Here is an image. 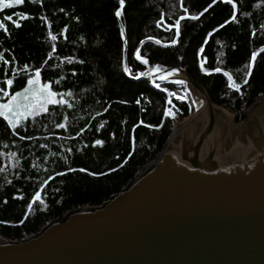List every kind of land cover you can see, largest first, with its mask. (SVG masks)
Returning a JSON list of instances; mask_svg holds the SVG:
<instances>
[{
    "label": "trees",
    "instance_id": "16d2710c",
    "mask_svg": "<svg viewBox=\"0 0 264 264\" xmlns=\"http://www.w3.org/2000/svg\"><path fill=\"white\" fill-rule=\"evenodd\" d=\"M40 3L25 0L0 13V18L11 14L13 19L16 13L28 14L19 29L5 21L10 35L0 30V53L12 61L7 67L0 64V81L7 71L14 81L6 86L11 95L22 91L29 74L39 69L43 84L52 82L53 91L72 93V107L49 105L35 120L23 121L17 134L0 118V240L21 241L73 210L108 202L154 160L176 124L195 112L190 100L180 103L182 114L176 120L166 119L168 92L179 88L166 84V91H161L150 81L126 77L120 22L114 17L116 0H43L42 7ZM126 3V20L121 21L132 76L152 67L184 69L238 121L264 98V0H234L235 9L218 0L207 12L203 10L212 0ZM233 11L235 19L219 27ZM182 16L178 42L172 45L175 21ZM146 40L161 43L141 46ZM135 49L148 65L133 58ZM252 52L257 54L255 62ZM224 72L233 77L239 92L228 86ZM97 139L103 147L93 146ZM37 192L40 199L34 201Z\"/></svg>",
    "mask_w": 264,
    "mask_h": 264
},
{
    "label": "water",
    "instance_id": "95a60500",
    "mask_svg": "<svg viewBox=\"0 0 264 264\" xmlns=\"http://www.w3.org/2000/svg\"><path fill=\"white\" fill-rule=\"evenodd\" d=\"M123 43L130 69L127 32ZM171 69L184 77L125 75L155 89L182 80L197 107L208 102V114L176 126L108 202L73 210L21 241L0 240V264H264V98L238 121L184 69L164 71Z\"/></svg>",
    "mask_w": 264,
    "mask_h": 264
},
{
    "label": "snow or ice",
    "instance_id": "6c2138e0",
    "mask_svg": "<svg viewBox=\"0 0 264 264\" xmlns=\"http://www.w3.org/2000/svg\"><path fill=\"white\" fill-rule=\"evenodd\" d=\"M31 2V0H29ZM218 2V0H212V3L208 5L203 11L207 12L208 8L213 7ZM220 2H223L227 5H230L232 9L236 8V3H234V0H220ZM25 3V0H0V13H3L5 9H12L15 6H22ZM40 6H43V0H41ZM126 10H127V3L126 0H118V8L114 12L115 18H121L124 17L126 20ZM17 19H13V15L11 14H4L2 18H0V30H3L5 35H10L8 31L7 24L5 21L10 23L14 28L19 29L22 27V24L20 23L21 20L27 19L28 14L27 13H16ZM200 15H203V12L200 13ZM236 13L233 11L229 17L228 20L224 22V24L220 25L219 27H224L228 23L232 22V20L235 19ZM189 19L196 20L198 19L197 16H190ZM44 19V18H41ZM184 17H180L175 21L174 27L176 29L175 31V37L176 39L171 40V44L175 45L178 42V37L180 36V23L181 20H183ZM50 28V25H49ZM218 29H214L213 31H217ZM62 32H65L66 30H61ZM120 37L126 38V32L121 31L119 33ZM211 35V33L209 34ZM67 37L65 36V39ZM51 39L53 41L57 40V35H51ZM157 44H160L161 42L159 40L156 41ZM205 43H207V38L205 40ZM168 46V45H164ZM55 50V45H53V51ZM203 51V46H201L200 49H198V53H201ZM51 58V55L49 56ZM133 58L138 61L141 65H148V60L146 58H142L140 54L139 49H135L133 52ZM181 59H183L181 57ZM257 59V54L255 52L251 53V61L255 62ZM12 61L9 59L4 58L3 53H0V64L7 67L10 66ZM254 66V65H253ZM25 70H27V65H25ZM13 73H15V69H11ZM215 72H221L222 70L220 68H216L214 70ZM124 73L132 75L131 70L125 66ZM159 74L158 78L161 81H166L168 77L176 75L178 73L177 69H171L170 71L165 72L164 69L159 67H152L149 68L147 71H141L133 76L135 79H140L141 77H148V76H155L156 74ZM75 74V73H73ZM225 76H227L229 81V87L234 88L235 91L239 92L240 87L235 85L233 82V77L229 75L227 72L223 73ZM41 75V71L39 69L34 70V72L29 74V77L27 79V86L23 88L22 91L15 92L14 94L10 95V91L8 87L6 86H12L14 84L13 79L7 78L8 72H4V76L6 77L3 81H0V118H2L3 122H6V126L9 127L11 130H13L14 134H17L15 132L16 129L19 127H22L21 124L22 121H28L29 119L35 120V118L41 114H44L48 111V108H46V105H52V106H60V107H68L71 108L72 104L68 102V97L72 96L71 92H57L51 90V83L42 84L37 88L38 84V78ZM248 77L251 76V70H249ZM35 77V78H33ZM176 84L183 85L185 82L182 80H176L172 81ZM56 83H59V81H56ZM244 83H248V79L246 78L244 80ZM155 87L157 89H160L161 91H166V89H161L160 84H156ZM169 95H175L174 93H169ZM177 99L181 100L183 102V97H176ZM139 103V101H137ZM168 103L171 104L172 101L168 100ZM165 116L171 115V109L165 111ZM140 124H143V121H140ZM63 127V125H60ZM138 125H135L133 127V131H135L136 127ZM146 127H154L153 125H145ZM103 127V125H101ZM114 136V134H112ZM21 140H24L25 137L21 135L19 137ZM93 146H101L103 147L104 144L101 140L97 139L95 141V144ZM43 147V145H41ZM80 171L84 172L87 171L86 169H81ZM59 175H63L64 173H58ZM92 175H96L95 173H92ZM40 199L39 192L36 193L33 200ZM7 203V201H5ZM41 203L43 201L41 200ZM31 207V206H30Z\"/></svg>",
    "mask_w": 264,
    "mask_h": 264
},
{
    "label": "built area",
    "instance_id": "2783aa9c",
    "mask_svg": "<svg viewBox=\"0 0 264 264\" xmlns=\"http://www.w3.org/2000/svg\"><path fill=\"white\" fill-rule=\"evenodd\" d=\"M156 84H159V83H156ZM175 86H177L179 88V91L177 90H171L168 92V100H171L172 103L169 104L168 101H167V105H166V109L165 111L171 109V115H168V116H165L164 117L166 119H169V120H176L181 114H182V108L180 106V103H188L189 102V89H187V85L186 84H176V83H173ZM161 86V89H162V85L160 84ZM169 93H174L175 95H169ZM179 96V97H183L184 100L183 102H181V100L177 99L176 97Z\"/></svg>",
    "mask_w": 264,
    "mask_h": 264
},
{
    "label": "bare ground",
    "instance_id": "6f19581e",
    "mask_svg": "<svg viewBox=\"0 0 264 264\" xmlns=\"http://www.w3.org/2000/svg\"><path fill=\"white\" fill-rule=\"evenodd\" d=\"M183 77H184V74L181 73L180 71H178V73L176 75L170 76V77H168V79H175V78L176 79H180V78H183ZM204 114H208V102L207 101H203L201 110L198 111V113L196 115L193 114L189 119H187L182 124L186 123L187 121H189L190 119H192L194 117H198V116H201V115H204Z\"/></svg>",
    "mask_w": 264,
    "mask_h": 264
},
{
    "label": "rangeland",
    "instance_id": "374dc122",
    "mask_svg": "<svg viewBox=\"0 0 264 264\" xmlns=\"http://www.w3.org/2000/svg\"><path fill=\"white\" fill-rule=\"evenodd\" d=\"M35 78V77H34ZM43 83L41 82V80L38 78V84H37V88H39V86L40 85H42ZM162 85V84H161ZM163 85H166V84H163ZM174 85V84H173ZM187 87V89H189V99L190 100H193V96L195 95L193 92H192V90H191V88H189L188 86H186ZM52 90V89H51ZM189 100V101H190ZM49 107V105H46V108H48ZM202 107V106H201ZM201 107L199 108V107H197L196 105H195V112L197 111V110H201ZM225 111L233 118L234 117V115L233 114H231L229 111H227L226 109H225ZM195 112H193V113H191L188 117H185L181 122H179L178 124H176V126H178V125H180V124H182L183 122H185L187 119H189ZM23 122V121H22ZM21 122V123H22ZM175 126V127H176Z\"/></svg>",
    "mask_w": 264,
    "mask_h": 264
}]
</instances>
